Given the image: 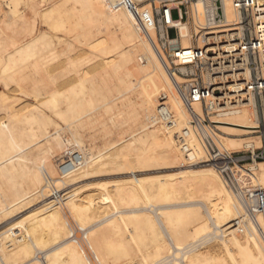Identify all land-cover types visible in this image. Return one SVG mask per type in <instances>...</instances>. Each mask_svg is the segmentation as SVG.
<instances>
[{
    "label": "bare ground",
    "instance_id": "6f19581e",
    "mask_svg": "<svg viewBox=\"0 0 264 264\" xmlns=\"http://www.w3.org/2000/svg\"><path fill=\"white\" fill-rule=\"evenodd\" d=\"M8 1L10 7L0 10V55L5 62L0 67V263L264 264V213L251 217L241 198L211 165L189 164L178 149L175 133L191 130L190 119L176 95L154 32H150L151 42L113 0H62L61 5L57 6L58 1L42 10L35 0H25V10L42 19L48 32L37 31L31 23L26 26L24 11L13 6L18 0ZM229 1L224 0L225 14L232 20L236 15ZM64 5L68 9L65 6L61 11ZM15 26H21L25 34L16 41L17 48L9 51L7 42L13 40L7 30ZM66 28L76 35L70 34L74 43H80L78 48L72 47L69 56L59 49L66 41L55 38L57 31ZM177 28L180 45L192 46L190 27L181 23L180 30L179 25ZM69 41L65 44L68 52L72 48L67 47L73 46ZM169 45L171 49L179 47V36L169 38ZM40 68L42 74L38 75ZM87 69L85 75L78 76ZM243 75L248 78L246 70ZM109 79L116 80L112 86L120 94L119 102L113 98ZM175 79L180 82L178 76ZM47 85L57 89L47 95L43 91ZM222 88V98H214L217 106L209 114L215 113L216 119L210 122L220 134L206 129L223 150L253 152L242 137L260 132L257 102L241 92L240 84ZM162 94L174 116L171 129L155 123ZM119 105L125 108L119 115L125 114L136 130H131L129 139L108 143L98 151L95 135L90 133L102 123L100 110L110 115ZM140 111H149L142 126ZM194 111L203 118L199 104L194 105ZM112 115L108 119L113 128L118 121ZM53 116L66 122L70 138L60 137L58 127L50 133ZM59 140L62 156L46 165L44 156H53L51 146ZM255 141L258 148L261 137ZM192 143L201 157L203 152L194 137ZM73 152L82 155L81 165L59 176V163ZM160 166L176 172L157 180L142 175ZM238 170L252 184L264 188V163L238 165ZM116 175L124 176L123 181L110 186L91 181ZM47 176L58 193L52 200ZM75 228L85 231L84 243L70 237ZM110 255L114 261L124 260L112 263Z\"/></svg>",
    "mask_w": 264,
    "mask_h": 264
},
{
    "label": "built area",
    "instance_id": "2783aa9c",
    "mask_svg": "<svg viewBox=\"0 0 264 264\" xmlns=\"http://www.w3.org/2000/svg\"><path fill=\"white\" fill-rule=\"evenodd\" d=\"M113 2L130 14L140 33L151 42L150 32H154L166 58L164 66L190 119L191 130L183 129L175 133L178 149L185 161L211 165L230 190L241 198L246 213L251 217L264 213V188L252 184L238 170V165L246 162L264 163V144L253 152L230 153L219 147L206 129L211 124L209 114L217 106L218 101L214 98L219 97L224 84H240L243 88L241 92L251 95L259 107L264 106V0H230L229 5L236 15L232 20L226 18L224 0ZM181 23H186L191 29L192 46L188 48L180 45L177 25L180 30ZM178 36L179 47L171 49L169 38L178 39ZM245 70L248 72L247 79L243 75ZM195 104L200 105L202 119L194 111ZM173 122L167 97L162 94L158 98L155 123L171 129ZM262 128L261 136L264 138ZM193 137L203 152L201 157L192 146ZM82 161L80 153H70L59 163V176L76 170ZM51 181L47 176L46 186L52 200L58 193ZM242 230L240 228V233ZM70 237L76 243L86 241L85 231L80 228H75Z\"/></svg>",
    "mask_w": 264,
    "mask_h": 264
},
{
    "label": "rangeland",
    "instance_id": "374dc122",
    "mask_svg": "<svg viewBox=\"0 0 264 264\" xmlns=\"http://www.w3.org/2000/svg\"><path fill=\"white\" fill-rule=\"evenodd\" d=\"M59 1V2H58ZM37 2V3H36ZM42 2V3H41ZM45 2V3H44ZM57 3L58 2V4H57V6L58 5H61L62 3V0H35V3H36V5L37 6H39L38 8L40 9V10H42V9H45V8H47L48 6H51V5H53L54 3ZM0 3H1V6H0V10H3V11H6L7 10V8L8 7H10V5H7V3L9 4V1L8 0H1L0 1ZM25 0H18V1H16V2H14V7H16V9H18V10H20L21 12H23V14L24 15H26L25 16V18L27 19V24H26V26H28L29 25V23H31V24H33V26H35V28L37 29V31H47L46 29H45V26L43 25V20L41 19L40 20V18L38 19V16H35L33 13H31L30 11L28 12V10H25ZM45 4V5H44ZM7 5V6H6ZM11 5V6H12ZM36 6V7H37ZM66 6V8L65 9H68L67 8V5H64V6H62V7H60V8H62V9H60L61 11L62 10H65L64 9V7ZM69 7V6H68ZM24 8V9H23ZM42 8V9H41ZM26 13V14H25ZM43 26V27H42ZM17 27V28H16ZM68 27V26H67ZM16 29H17V31H16ZM23 28L20 26V27H18V26H15V28L14 29H9V30H7V34H8V36H10L9 38L11 39V40H13V41H8L7 42V49L9 50V51H13V50H15L14 48L16 47L17 48V46H18V44L16 43V41L17 42H19L20 41V39L24 36V32H23V30H22ZM62 30V31H61ZM10 31V32H9ZM23 32V33H20V32ZM48 32V31H47ZM58 32V34L56 33H54L55 34V38L57 37V38H59L60 40L62 39V41H66V43H67V41H69L70 39H72L73 37L75 38V34L74 33H70L69 31H68V29L66 28V30L65 29H60L59 31H57ZM9 33H10V35H9ZM15 34V35H14ZM70 34L72 35V34H74V35H72V36H70ZM21 35V36H20ZM23 35V36H22ZM64 35H66V36H68V37H66V38H68V39H66L65 37H64ZM63 36V37H62ZM73 38V39H74ZM72 39V41H73V43H70V41H69V43L68 44H73V46H71V47H67V48H74V47H76V45H77V42H75L74 43V41L75 40H73ZM11 42H14V44H11ZM65 43V44H66ZM63 44V43H62ZM65 44H63V45H61L60 46V48L59 49H61V50H64L65 52H64V56H66V54L68 55H72L73 53H70L71 52V50H73L74 51V49H76V48H78L79 47V44L80 43H78V45H77V47L76 48H72V49H69L70 51L68 52V49H67V51H66V45ZM85 51H86V54H88L89 53V51H88V48H85L84 49ZM72 51V52H73ZM2 55V54H1ZM0 55V61H2L3 60V56H1ZM68 55V56H69ZM2 57V58H1ZM2 59V60H1ZM4 61V60H3ZM3 61L2 62H0V67H2L3 66V64L5 63H3ZM3 63V64H2ZM94 64H96V63H94ZM14 65H12V67H13ZM15 68V67H14ZM13 70V69H12ZM40 70L42 71V68H40L39 69V71L37 70V72H38V75L39 74H42L41 72H40ZM89 71V69H87V70H81L80 72H79V74H78V76H82V75H85L87 72ZM2 82H0V85H2L1 84ZM62 84L61 85H63L64 83L63 82H61ZM110 83V84H109ZM113 83H115V84H117L116 83V80H115V82L113 81V79H109L108 80V86L110 85V87H113V94H114V97L113 98H116V102H119L121 99H117V97H120L119 95L120 94H118V92L117 91H114L115 90V88L116 87H114V86H112V84ZM88 87H90V84L89 83H87L86 84ZM48 87L50 86V85H47ZM44 88V92L46 91L48 94L47 95H49V93H53V91L54 90H56L57 89V86L56 85H51L49 88ZM46 89V90H45ZM43 92V93H44ZM117 92V93H116ZM223 91L222 90H220V93H222ZM46 95V96H47ZM116 95V96H115ZM118 95V96H117ZM130 94H128L127 96H129ZM220 96H221V98H222V94H220ZM169 98V97H168ZM21 99H23V97H21ZM25 99V98H24ZM156 99V98H155ZM223 102V101H222ZM232 102H234V99L232 100ZM135 103V102H134ZM169 103H171L170 102V99H169ZM60 105H59V109L60 110H63V107H64V105L63 104H61V103H59ZM119 107V110H118V108H114L115 110H112L111 111V113L112 114H114V115H112V114H110V115H112L114 118L116 117V119L115 120H117L118 122H117V124L112 128V125H111V123H110V121H109V119H108V117H110V115H108V114H105L104 112H103V110H100L101 111V114H102V116H100L99 117V119H101V121H102V123H100L99 125H96L94 128H93V130L91 131V135L93 134V135H95V145H96V147H97V150L99 151H101L103 148H105V147H108V145L110 144V145H112L113 144V142H114V144H116V142H119V140L121 139V141H122V139H123V141H125V139H129V135L131 134V133H133V131H135L136 130V127H134V125H129L130 123L127 121V117H126V115L124 114V116H120L119 114V111L120 112H122L121 110H125V108L124 107H121L120 105L118 106ZM121 109V110H120ZM257 109H258V113H259V118H260V124H259V126H260V132H259V134L257 133V134H252V135H250V136H244V137H242V139H244L243 141H244V143H250L251 144V148H254L255 150L256 149H259L263 144H264V138L261 136V133L263 132V128H262V126H263V124H264V118L262 117V107H259V104H258V102H257ZM150 110V109H149ZM44 111L46 112L47 110L44 108ZM50 112V111H49ZM48 111L46 112L47 114H50ZM141 113H140V115H139V117H140V122L139 123H141V126H142V124H144V122H143V117H144V115L146 114V113H148L149 111H140ZM116 115V116H115ZM107 117V121L104 119V118H106ZM53 118V121H54V123L56 124H52L51 125V127L49 126V130H50V133H53L54 131H55V128L56 127H58V129H59V131H58V134H60V137H64V136H66L67 138H70V132L68 131V129H66V127H65V125H66V122L63 120V119H61V118H58L57 116L55 117V116H53L52 117ZM120 118H121V120H120ZM125 120H124V119ZM57 119V120H56ZM208 119H209V121H212V120H214V119H216V116H215V113H214V115H211V116H209L208 117ZM106 121V122H105ZM121 121V122H120ZM62 122V123H61ZM127 123H128V125H127ZM105 124V125H104ZM107 124V125H106ZM55 125V126H54ZM103 127H102V126ZM139 126H140V124H138ZM22 126V125H21ZM23 126H27V124L25 125V124H23ZM52 126H54V127H52ZM111 126V127H110ZM133 129H132V128ZM160 127V126H159ZM53 129V130H51V129ZM130 130H129V129ZM135 128V129H134ZM210 128L212 129V131H213V133H216V134H220V132L216 129V128H214V125L213 124H210ZM108 130L109 131V134H107V131L105 132L104 130ZM97 130V131H96ZM131 130H133L132 132H131ZM161 130L164 132V134L166 135V137L167 138H169V136H168V134H167V132L165 131V129L163 128V127H161ZM53 131V132H52ZM65 131V132H64ZM94 131V132H93ZM67 133H68V135H67ZM107 134V135H106ZM261 137V145H259V147L257 148V146H256V141H255V137ZM66 137H64L65 139H66ZM87 138H88V140H89V137H86V138H84V140L85 141H87L88 142V140H87ZM237 139V138H236ZM109 143V144H108ZM89 144V143H88ZM54 150H53V156H49V155H45L44 156V162H45V164L46 165H52L53 163H54V161H57V157H60V156H62V155H60L61 154V152H62V148H63V146H62V142H61V140H59V142H57L56 144H54V146H51ZM244 152H249V151H244ZM54 157V158H53ZM57 158V159H56ZM177 162H178V158H177ZM245 164H250V162H246ZM55 165H56V163H55ZM52 167V166H51ZM160 167H162V166H160ZM160 167H155L156 169H159V170H156V169H154V167H152V168H149L148 169V171L147 172H145V174L143 173L142 175H144V177H145V179L146 180H157V179H163L164 177H166V175L168 174V173H170V172H176V170L174 171H171V170H165L163 167V169L162 168H160ZM52 170L56 173L57 171H56V169H55V167L53 166L52 167ZM151 170V171H150ZM153 170V171H152ZM157 176V177H156ZM162 176H163V178H162ZM58 178V175H56L55 174V178ZM105 177V178H104ZM124 176H100V177H98V178H95L94 180H91V181H93L94 183H98L99 185H108V186H110L111 185V183L113 182V184L112 185H114V182H115V184L116 183H119L120 181L122 182L123 180H122V178H123ZM117 181V182H116ZM103 184H102V183ZM107 183V184H106ZM97 184V185H98ZM66 191H68V190H66ZM158 204V203H157ZM65 212V216H67L68 214L66 213V211H64ZM69 216V215H68ZM66 217V219H67V221H68V223H69V221H70V223H69V225L70 226H73L74 227V225L73 224H75V223H73L72 221H71V219H70V216L69 217ZM106 235H109V234H106ZM89 237V236H88ZM131 252V253H130ZM133 251L132 250H129V254H131V255H133V253H132ZM90 256V255H89ZM110 258H111V260H110V262H114V263H117L119 260V262L118 263H121L124 259H118L117 261H114L115 260V258H114V256H112V255H110L109 256ZM114 259V260H113ZM91 260H92V258H91ZM113 260V261H112ZM93 261V260H92ZM93 264H95L94 262H92Z\"/></svg>",
    "mask_w": 264,
    "mask_h": 264
}]
</instances>
